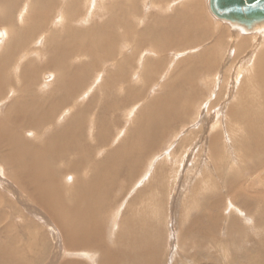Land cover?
I'll use <instances>...</instances> for the list:
<instances>
[{
    "label": "rangeland",
    "instance_id": "374dc122",
    "mask_svg": "<svg viewBox=\"0 0 264 264\" xmlns=\"http://www.w3.org/2000/svg\"><path fill=\"white\" fill-rule=\"evenodd\" d=\"M95 1V7L92 6L93 8L90 10L89 7L86 8L89 4L87 1L85 3L81 1V5L78 1V5L77 0H9L5 6L11 9L9 13L5 12L4 17L8 16L11 19L12 35L14 32L17 33L18 37L15 36L17 40L16 50L19 53L15 52L17 59L13 61L14 66L9 65L5 70L8 71L5 80L7 84L4 86L3 91L7 93L10 87H21L23 77L20 72L25 62H27L32 67L35 65L36 69L34 73L27 71L29 79L25 81L28 85L32 84L31 97L36 93L45 97L42 100L51 101L53 95L48 91L51 88L57 89V82L56 75L54 77L51 75L52 70L44 66L48 60L47 58H49L50 53L48 51L50 48L55 47L58 42L60 43L62 39H64L66 49L62 52L58 50L61 54L66 53L73 44V41L71 42L73 38H70L72 35L65 38L66 28L64 26L85 29L93 24L97 23L99 25V23L109 20L110 14L106 10H103V13L105 12L103 14L102 8L106 7V3L111 1ZM115 1L120 4V12L126 15L125 19L132 23L131 28L136 32L141 30V27L143 29L144 25L152 24L154 19L155 23L161 19L171 17V19H175L177 16L173 13L178 10L183 12L182 10L186 9L184 4L187 2L195 4L197 8L195 11L199 8L200 18L198 20L194 18L193 21L197 20L199 22L200 20L203 22H200L197 26L200 31L196 28L191 33L193 37L190 41L184 43L180 41L181 46L171 44L174 47L170 45L167 48L168 53L160 50L156 51L158 55H155L152 53L151 48L154 47L150 40L141 39L137 41L134 34H128L124 39L128 43L126 42L122 48L120 43L115 44L113 47L115 54L113 53L109 57L91 58L90 56L81 55L77 57L75 53L73 54L75 57L64 55L63 62L65 64L69 63L71 66L76 64L77 79L73 81V88L70 86L69 89L63 88L64 92L58 87L60 93L56 95V99L63 97L59 100L60 107L57 112L61 116H58V124L55 121L54 124L48 122L43 125L42 129L46 130L45 134L47 135L54 128L55 132L59 134L72 135L77 128L78 135L83 129L82 134L88 136L85 141L82 139V143L80 141V146H85L84 150L90 148L93 150L95 147V150L93 153L86 152L83 157L77 155V159L80 163L84 162V167L89 169L90 164L101 162L111 149L121 145L125 141L127 133L133 128L142 127L143 121L141 122V118L138 119L140 110H145L152 99H156V97L168 91L169 86L180 85L179 75L183 77V75L189 73L190 75L196 74L193 76L195 83L193 89H197L195 93H198L199 96L195 98L189 112L183 114L182 118L170 121L167 127L162 126L163 131L161 133H163V137H157L153 147L149 150L148 148H140L137 153L135 152L136 155L133 156V161L136 158L137 162L134 161L136 165H133L132 175L126 174L127 166L121 163L115 165L118 167L115 175L111 177L105 175L102 178L106 189L104 186L103 188L100 186L104 196L101 195L102 197H100L98 203L100 212L97 216L101 222L99 225L96 224L98 226L96 232L98 235L100 234L99 236L96 235L99 240L98 244L102 243L103 246L106 245V247L112 248L114 239L125 227L121 224L130 217L135 218L138 214L136 217V219L138 218L137 223L142 221L145 224L147 223L145 226L147 229L150 223V228H153L151 238H154V236L157 240L159 238L156 246L149 244V250H152L155 254V258L151 254L154 261L149 264H264V168L259 167L260 163L261 165L264 164V151L263 153L257 152L255 149L257 147L256 142L253 139L255 132L248 133L243 125L236 126L239 129L236 132L237 137L234 141L236 143L232 142L233 139L228 140L230 134L224 130V126L228 121L225 120L228 117L225 113L228 106H237L238 108H236L239 109L241 105H245L250 121L257 127L259 125V128L264 131V128H261L262 122L264 125L262 115L264 114V85L260 81L254 80L256 79L254 68L251 66L250 69L248 68L249 72L243 71L244 78L239 74L236 75L239 78L233 80L234 68L237 65L242 68L241 65H244V63L254 64L259 61V51L261 49L252 48L249 33L235 27L236 25L225 22L228 20L222 21L212 17L207 7L208 0H183V2L182 0H168V2H166L167 0ZM158 1L161 6L166 3L165 10L151 4L153 2L158 3ZM1 7L2 5L0 9H2ZM21 7L22 9L24 7V9L21 10ZM49 7H52L51 10ZM80 8H83V10H80ZM70 9H72V12L69 11ZM64 10L71 19H68L67 15L65 19L60 17L62 15L61 11ZM30 11L34 13L32 15L36 18L27 20V23L24 24L22 21L27 12ZM187 11L191 12L190 9H187ZM44 12L48 14L49 18L45 23ZM2 14L3 9L0 10V16ZM55 17H59L60 23L64 25H52ZM138 19L143 22H137ZM7 26L4 20L0 22V57L4 54L3 51L7 45L5 43L9 38L7 37ZM160 26H163V23ZM123 29V27L117 26L114 31L123 32L125 30ZM203 31L205 32L202 33ZM20 33L24 34L22 37L20 36L21 38L19 37ZM68 33L70 32L67 31ZM89 35L90 32L84 36H78L86 41ZM197 35L201 36L199 40L196 39L198 38ZM257 35L255 36L256 40ZM51 37L52 41L49 40ZM234 38H236L235 40L237 38L239 40L246 39L243 49H233L234 43L232 41H234ZM164 44L163 46H165ZM79 46H81V43L77 42V47ZM139 49L143 51L140 55H138ZM161 51L165 54L160 53ZM256 56L257 58H255ZM156 59H160L157 65L154 62ZM148 60L150 61L147 62ZM243 67L245 68V66ZM207 69L210 71H205ZM259 69L264 71L263 66ZM14 71L19 72L15 73L21 75L18 83ZM33 75H35V78L32 82L30 79ZM206 78H209L208 82L202 81ZM41 84L43 87L40 86ZM44 84H47V86L44 87ZM187 87H182V94L190 91L191 87ZM235 91L238 97L232 98L231 96L235 94ZM8 95L10 94H7L6 98L0 96V101H2L0 103V117L11 101L19 95V92L16 90L13 96ZM210 102L213 105H209ZM198 103L201 105L196 107ZM79 111L82 112L80 119L77 118L81 114L78 113ZM71 114L73 116L71 123L69 121L71 126L66 128L64 120H67ZM76 118L81 122H76L78 125L74 124ZM61 120L63 122H60ZM91 121H95L94 124L98 128L100 125L107 128V138L103 136L106 144L101 145L103 147L98 144L99 141L90 137L91 134L88 131L93 124ZM214 122L216 125H214ZM233 123H231V126L234 125ZM213 125L214 129H212ZM20 130L22 133L19 130L18 133L27 141L36 142L45 137V135L35 137L36 132L34 133L32 129L26 126H20ZM28 130L29 133H27ZM92 131L95 130L91 129ZM215 132H219L221 136L216 142L218 144L217 152L211 151L210 146L207 147L210 135ZM262 133L264 134V132ZM239 136L241 142L238 140ZM96 143L101 147L100 149L97 148L99 146ZM0 150L8 153L10 147L0 144ZM225 150H228L229 153ZM238 152L241 156L238 155ZM248 153L250 155L246 157ZM235 154L238 161L232 163L230 159L235 157ZM213 157L218 161L215 162ZM69 158H76V155L70 154ZM166 158L168 159L166 160ZM181 158L182 160H180ZM175 161L178 167L175 165ZM3 162L0 153V244H5L9 255L12 253L11 256L17 257V262H9L8 264H73L75 262L101 264L103 254L100 247L88 249L68 245L61 227L56 223L51 213L47 211L45 206L28 195L29 192L26 190H32L33 187L24 182L27 178L22 174L26 173V176L34 175L28 172L26 168V171L24 170L21 174L12 162ZM64 163H67V161ZM64 163L58 161L53 164L54 166L52 165L53 169L56 168L57 171H50L59 185L70 187L73 184L72 181H75V177H77V181L83 182L92 177V170L89 169L87 172L83 171L77 175L73 170H69L70 168H65ZM111 163L113 164V162ZM171 163H174V165H170ZM36 178L45 179L48 186L56 185L54 184L55 180H51L46 175H39ZM102 180L99 179V182L101 183ZM62 193L63 200L73 201L71 193H66L63 190ZM124 230L126 229L124 228ZM92 235H94L93 232ZM136 247L139 250L137 245ZM123 249L124 247L119 245L118 251ZM145 251L147 252V250ZM1 254L6 255L3 251H1ZM92 254H95V256ZM18 258L21 260L19 261ZM18 261L21 263H18ZM130 263L132 261L125 264Z\"/></svg>",
    "mask_w": 264,
    "mask_h": 264
},
{
    "label": "bare ground",
    "instance_id": "6f19581e",
    "mask_svg": "<svg viewBox=\"0 0 264 264\" xmlns=\"http://www.w3.org/2000/svg\"><path fill=\"white\" fill-rule=\"evenodd\" d=\"M32 1H34V0H32ZM78 1H80L79 2L80 5L82 3L81 1H83V3H85L87 1V3H89L90 6L88 4V6H86V8L89 7L90 10L93 7H95L94 4L96 3L95 0H77L78 5H79ZM110 1L111 2L106 3L107 4L106 7L102 8V13H103V10H106V12L108 14H110L109 20L105 21L104 23H99V25H97V23L96 24L92 23L93 25H91L90 27L88 26L85 29L84 28H75L74 29V27H72V26H69V27L64 26L66 28V30H65L66 35L64 33L65 38H68L69 35H72L70 38H73V40H71V42L73 41V44L72 45L70 44L71 46L69 47V50L66 53L61 54V52L66 49V46L63 42L64 39L60 38V39H62V41H60V43L58 42V44L55 47H52L49 49V51H48L50 53L49 58H47L48 60L44 66H47L52 70V74H51L52 77H54L56 75L55 79L57 82L56 83L57 89L51 88V90L48 91L51 95H53L51 97L52 100L48 101V100H42V98H45V97L41 96V95H37L36 93H34L31 97L30 92L32 91V88H31L32 84L28 85L25 81H27L29 79V76L27 75V71L34 73V71L36 69H35V65H34V67H32V65L30 63H27V62H25L24 66H23V68H21L22 70L20 72V73H22V77H23V84H20L21 87H19V88H14V87L11 88L10 87L7 93H6V91H3L4 86L7 84L5 82V80H6V77H7L6 74L8 71L6 72L5 70L7 69V67H9V65L14 66L13 61L14 60L16 61V59H17V57L15 56V52H17V53H19V52H18V50H16L17 49V47H16L17 40L15 39V36H17V33L14 32L12 35L13 26H12L11 19L8 16L4 17L5 12L9 13V11L11 9V8L10 9L7 8L8 6L7 7L5 6L9 2V0H0V6L2 5L1 8L3 9V14L0 16V22H2L4 20L6 22V25H8L6 29H8V31H7L8 36L7 37H9L8 41L5 43V45L6 44L7 45L5 46L4 51H3L4 54L0 57V96H5V98H6L7 94H10L8 96H11V95L13 96V93H15L16 90L19 92V95L16 98H14L13 101H11L9 106L4 111V114L0 117V144L10 147V150L8 153L2 152L1 150H0V153H1L2 161H4V162L7 161L9 163L12 162L13 166H15V168H18L20 170L21 174L24 170L26 171V169H27L28 172H30L32 175H34V176H30V175L26 176V173L22 174L23 176H25L27 178L24 182L33 187L32 190H26L25 186H24V188L26 191L29 192V194L27 193L28 195L33 197L41 205L45 206L47 208V211L49 213H51V215L54 217L56 223L61 227V231L63 232V236L66 237L65 240H66V242H68L67 243L68 245L73 246V247L81 246V247L88 248V249L100 247V250L103 254L101 264H119V263L125 264L129 261H132V263H130V264H149V263H152V261H154V258H155L154 252L152 250H149V244H153L156 246L159 238H158V240L155 238V236H154L155 239L151 238V235H152L151 232H152L153 228H150V223L148 224L149 225L148 229L145 228L147 223L145 224V222H143V221L141 223H137L138 218L136 219V217L138 216V214H136L137 216L135 218L130 217L131 219L128 218L124 221V223L121 224V225L125 226L124 228L126 230H124V228H123L122 231L120 233H118V235L114 239V245L112 248L106 247V245L103 246L102 243L98 244L99 240H98L97 236H99L100 234L98 235V233L96 232V230L98 231V228H97L98 226H96V224L99 225V223H101L99 221V217H98L99 216L98 213L100 212L99 207H98V203H99L100 197L104 196L102 193L103 191L100 189V186H101V188H103V186H104V184H103L104 181L102 180V178L105 175H108L109 177H111L117 173L116 170L118 167H116L115 165H119L121 163H122V165L126 164V166H127L126 174L127 175L131 174V170L133 169V165L135 164L134 161L137 162L136 158H134L135 160L133 161V156L136 155L135 152L137 153L140 148H146V149L148 148V150H149L151 147H153L154 143L156 142L155 141L156 138L157 137L161 138V136L163 134V133H161L163 131L162 126L167 127V125L170 124L169 123L170 121H172L174 119H176V120L180 119L183 117V114L189 112L193 101L195 100V98H198V96H199L198 93L197 94L195 93V91L197 89H193V88H195L194 87L195 83L193 80V76L196 75V74H194L195 72L193 73L194 75L191 74L192 76L190 75V73L187 75L186 74L183 75V77L179 75V79L181 81L180 85L177 83L179 86L178 85L171 86V87L169 86L168 91H166L164 94L159 95L158 97H156V99H152L149 102V104L145 110H140L139 115H138V119L141 118V122L143 121L142 127L133 128L129 133H127L128 135L126 136L125 141H123V143H121V145H119L118 147L111 149V151H109L104 156V158L102 159L101 162H99V163L94 162L92 164L89 163L91 165L90 166L88 164L90 166L89 169L92 170L93 174H92V177H90V179H88V181H84V182L80 181V180L77 181V177H75V179H74L75 181L74 182L72 181V183H73V184H71L72 186L70 185V187L69 186L63 187L64 185H59V183L52 177L53 173L50 172V171H54V172L57 171L56 168L53 169V166H54L53 164H56L58 161H61V162L63 161V163L65 161H67V163H64L66 166L65 168H70L69 170H73L77 175L81 174L83 171L87 172L89 170V169L84 167V165H83L84 162L80 163L79 160L77 159V155L79 157H83V156H85L86 152H92L93 153L95 150V147L93 148V150H92V148L84 150L85 146H80L82 143V139H83V141H85L87 139V136H88L87 134L86 135L82 134L83 129L81 130V132L78 135H77V128H76V131H74L72 135L66 134V136H65L63 134H59V133L55 132L54 128L51 129L50 132L46 135L45 134L46 130L42 129V127L45 123H48V122H52V124H54L56 121L57 124L59 123V119H58L59 117L58 116H61V115H58L57 112H58V109L60 107L59 106V100H61L63 97L56 99V95L58 93H60L59 88L62 89L64 92L65 90L63 88L69 89L68 87L69 86L72 87L73 81L75 79H77L78 73H77V67H75L76 64H74L72 66L69 63L65 64L63 62V56L64 55H68V57L69 56L75 57V55H73L75 53V54H77V57L79 55L90 56L91 58H98L99 56H101V57L102 56H108L109 57V55H112L113 53L115 54V50L113 48L115 44L117 45L118 43H120L121 48L125 46L127 41H125L124 39H126V37H127L126 35H128V34H131V35L134 34V36H136L137 41H140L141 39L150 40L152 43V46L154 47V48H151L152 53H154L155 55H158V53L156 51H160V50H164L166 53H168L167 48L171 44H173V45L176 44L177 46H181L182 43L180 44L179 43L180 41L181 42L183 41V43L190 41L191 37H193L191 35V33L194 32V29H196V28L198 31H200V29H198L199 27H197V26L200 22H203V21H200V20H199V22L197 21L200 18V16H199L200 12H198L199 8L197 11H195L197 9L195 7V4L194 3L190 4L187 2L184 4V8H186V9L182 10L183 12H180V10H178L177 12L173 13V15H176L179 18L176 17L175 19H171L172 18L171 17V18H167V19H161L160 21L158 20L156 23H155V19H154L152 24L144 25L143 29L141 27V30H138L136 32V31H133V29L131 28L132 23L131 22L129 23L128 19H125L126 15H124L123 12H120V8H119L120 4H118L115 0H110ZM153 1H155V0H153ZM166 2H168V0ZM182 2H183V0H182ZM11 3H12V1H11ZM115 3H117V4L115 5ZM151 4L156 5L155 7H159V9L162 7L165 10V8H166V3H164L161 6L159 1H158V3L153 2ZM200 5H201V3H200ZM24 7H23V9H24ZM207 7L209 8V13L212 17H214L216 19H220L222 21L226 20V19H223V18H220V17H217L216 15H214L210 10L209 3L207 5ZM51 8H50V10H51ZM2 9H0V10H2ZM20 9L23 10L22 7ZM45 9L47 10V8H45ZM72 9H70L69 11L72 12ZM187 9H190L191 12L187 11ZM80 10H83V8L82 9L80 8ZM96 10H98V9H96ZM131 10H132V8H131ZM135 10H137V9H135ZM61 12H62L61 13L62 15L60 14L61 15L60 17H62V19H65L66 15H67L68 19H71L69 14L68 13L66 14V10L61 11ZM135 13H136V11H135ZM32 14L34 15V13H32L31 11L27 12V14L24 17L22 22L25 24V23H27V20L29 21L30 19H32V20L35 19L36 16L33 17ZM103 14H105V12ZM91 15H90V17H91ZM44 17H45V20H44V23H45L46 20L49 19L48 14L45 12H44L43 18ZM74 17H76V16H74ZM194 18L197 19V20H195L196 24L193 21ZM80 20L82 21V19H80ZM89 20H91V19H89ZM19 21H20V19H19ZM53 21H54V23H52V25H54V26L64 25V24L60 23L59 17L53 18ZM68 21H70V20H68ZM85 22H88V21H85ZM137 22H143V21L141 19H138ZM225 22H228L230 25L231 24L236 25L235 27L241 29L242 31H244L246 33H249V35L251 37L250 40H252V48L253 49H258V48L261 49L260 51L258 50L260 52L259 58H258V59H260L259 61H256L254 64L250 63V62L245 64L243 62L244 65H241L242 68L238 67V65H237V67L234 68L235 71L233 73V76H234L233 80L238 79L239 77H237L236 75H239V74H241V76L243 77V75H244L243 71L249 72L250 70H248V68L250 69V67L252 66L255 70V77H256V79H254V78L253 79L256 81H260L264 85V71H260V69H259V67H262V66L264 67V21H258V22H255V23L249 25V26L242 24V23L235 22V21H225ZM70 23H72V22H70ZM161 23H163V26H160ZM76 24H78V23H76ZM117 26L121 27V28L123 27L125 30L123 29L124 30L123 32L114 31V28ZM203 26H204V24H203ZM67 31L70 33L67 34ZM89 32H90V35L88 36V39L86 41H83L78 36V35L84 36L86 33H89ZM204 32L205 31H203L202 33H204ZM256 34L260 35V37H258V35H257V40L255 38ZM22 35H24V34L20 33L19 37L20 36L22 37ZM245 35H247V34H245ZM199 37H201V36H198V38H196V39L199 40L200 39ZM252 37L255 38V40H253ZM196 39H195V41H196ZM235 39L236 38H234V41H232L234 43L233 49L234 50H236L238 48L243 49V45L246 43V39L245 40L244 39L239 40L238 38H237V40H235ZM49 40L52 41V37ZM230 40H232V39H230ZM77 42H80L81 46L77 47ZM164 42H165V44H164ZM220 42H221V40H220ZM229 43H231V42H229ZM163 44L165 46H163ZM213 44H215V43L213 42ZM173 45H171V46L174 47ZM134 47H136V46H134ZM213 47H215V46L213 45ZM58 50H61V52ZM136 50H138V49H136ZM36 52H37V50H36ZM142 53H143V51L141 49H139L138 55H140ZM160 53L165 54L163 51H161ZM203 55H204V52H203ZM203 58H205V57H203ZM255 58H257V56ZM149 61L150 60H148L147 62H149ZM69 62H70V60H69ZM154 62H156V65H157V64H159L160 59H158V60L156 59ZM141 63H142V61H141ZM145 64H146V62H145ZM169 66H170V64H169ZM243 66H245V68ZM145 67H147V66H145ZM206 68H207V66H206ZM79 71H80V69H79ZM205 71H210V70L207 69ZM15 72H17V71H14V73ZM17 73H19V72H17ZM17 73H15L16 75H14V76L16 77V79H17L16 81L18 83L19 80L21 79V75H18ZM207 77H209V76H207ZM252 77H254V76L252 75ZM34 78H35V75H33L30 80L33 82ZM208 79L209 78L202 79V81L203 80L207 81ZM48 84H50V83H48ZM60 84H61V86H60ZM181 84H182V86H181ZM241 84H242V82H241ZM44 85H45L44 87L47 86V84H44ZM51 85H49V86H51ZM40 86L43 87L42 84ZM183 86H188L187 88H189V86L191 87V89L188 93L187 92H186V94H184L185 92L183 93L184 95L182 94V89H183L182 87ZM164 87H165V85H164ZM234 87H235V85H234ZM40 89H43V88H40ZM54 92H55V94H54ZM27 95H28V97H26ZM231 97L237 98L238 97L237 92L235 91V94H233ZM33 98H34V100H33ZM229 98H230V96H229ZM242 99H244V98H242ZM2 100H3V98H2ZM1 102L2 101H0V103ZM246 102H247V100H246ZM208 104L213 105V103H211V102ZM200 105L198 103L196 107H199ZM236 107L229 105L227 108V111L225 112L228 115V117L225 120L226 121L228 120V121H227L226 125L224 126L225 127L224 130H226V133L230 134V136L227 135L228 140L230 141L231 139H233L232 142L236 143V142H234L235 138L237 137L236 132L239 130L238 127H236V126L243 125V128L248 133L249 132L250 133L255 132L253 135V137H254L253 139H255L254 141L256 142V146H257V147H255V149L257 150V152L263 153V151H264V134L262 132H264V131L259 128V125L257 127V126H255V124H253L250 121V119L247 115L248 111L245 109V107H246L245 105H243V106L241 105V107H239V109H237L238 107L237 108ZM176 109H179V110H176ZM197 110H198V108H197ZM82 112H84V111L82 110ZM82 112L81 111L78 112L81 114H79L77 116V118L79 117V119H80V117L82 116ZM78 113H74V114H78ZM72 114L67 120H64L66 128L71 126V124H69V121L71 123V121L73 119ZM262 115L264 117V114H262ZM77 118H76L74 124H76V122L78 123L79 119H77ZM60 122H63V120H61ZM91 122H93V121H91ZM233 122H236L235 123L236 125ZM79 123H81V122L79 121ZM94 123H95V121L93 122V124L91 125L90 128L94 129L95 131L91 132V129L88 131L91 134L90 137L91 138L93 137L97 141H99L100 143H98V144H100V146L106 144L105 138H107L106 137V133H107L106 129L107 128H105L103 125L101 126L99 123L98 124L100 126L98 128V126H96ZM231 123H233L234 125L232 124L233 126H231ZM219 124H218V126H220ZM65 125H64V127H65ZM76 125H78V124H76ZM214 125H216V123ZM214 125L212 126L213 127L212 129H214ZM261 125H262L261 128H264L263 122L261 123ZM20 126H26L30 129H32V131L34 133L36 132L34 135L35 137L37 135H39V136L45 135V137L41 138L39 141H36V142H31L29 140L27 141L21 134L18 133V130L21 132ZM150 126L152 127L151 129H150ZM234 126L236 129L234 128ZM41 129H42V131H41ZM256 132H258V133H256ZM27 133H29V130ZM103 136H105V138ZM220 137L221 136H220L219 132H215L214 134L210 135L209 145L207 147L210 146L211 151L217 152L216 150H217L218 144L216 142H217V139H219ZM207 139H208V137H207ZM240 139H241V137L238 138V140L241 142ZM243 139H242V141H243ZM80 141H81V143H80ZM100 146L97 148L100 149L101 147H103V146H101V147ZM236 146H238V145H236ZM64 150H66V151H64ZM208 150H209V148H208ZM223 150H224V148H223ZM26 151H29V152H26ZM225 151L229 153L228 150H225ZM221 152H224V151H221ZM228 153H227V155H229ZM70 154L76 155V158L70 159L69 158ZM219 154H220V152H219ZM231 155H232V152H231ZM238 155L241 156V154H239V152H238ZM249 155H250V153H248L246 155V157H248ZM253 155L255 156L256 154H253ZM236 156L237 155L235 154V157H231L230 162L237 163L236 161H238V160H237ZM214 157H213V159H214ZM167 159L168 158H166V160ZM180 160H182V158ZM214 160H215V162L218 161V160L216 161V159H214ZM219 161H220V159H219ZM111 162H113V164ZM174 163L178 167L177 162L175 161ZM174 163H171L170 165H172V164L174 165ZM218 163H220V162H218ZM263 166H264V164H262V165H261V163L259 164V167L264 168ZM170 168H172V167H170ZM173 168H174V166H173ZM175 171H176V169H175ZM132 172H133V170H132ZM39 175H46L51 180H55L54 184H56V185L48 186V183L45 179L36 178V176H39ZM99 179L102 180L101 183L99 182ZM109 185H110V183H109ZM105 189H106V187H105ZM107 189H108V186H107ZM62 190L66 191V193H71L73 196V201L67 202V201L63 200L61 195L64 192L62 193ZM33 194H35V196H33ZM77 217H78V219H77ZM96 219H97V222H96ZM92 232L94 235H92ZM125 236H126V238H125ZM149 236H150V238H149ZM133 244H136L139 247V250H137L136 245H133ZM119 245L123 246L124 249L121 251H118ZM145 250H147V252ZM1 251H3L6 255H2ZM9 253H11V252H9ZM133 254L139 255V256L136 257ZM151 254L154 257L153 259L151 258ZM11 255H12V253H11ZM11 255H9L7 253L5 244L1 243L0 244V264H8L9 262H14V261L17 262V259H16L17 257L15 258L14 255L13 256H11ZM92 255L95 256V254H92ZM20 260L21 259H19V261ZM19 261H18V263H21ZM73 264H81V263L75 262Z\"/></svg>",
    "mask_w": 264,
    "mask_h": 264
},
{
    "label": "water",
    "instance_id": "95a60500",
    "mask_svg": "<svg viewBox=\"0 0 264 264\" xmlns=\"http://www.w3.org/2000/svg\"><path fill=\"white\" fill-rule=\"evenodd\" d=\"M211 12L217 17L251 25L264 21V0H208Z\"/></svg>",
    "mask_w": 264,
    "mask_h": 264
}]
</instances>
